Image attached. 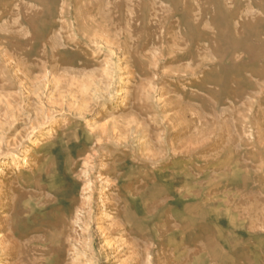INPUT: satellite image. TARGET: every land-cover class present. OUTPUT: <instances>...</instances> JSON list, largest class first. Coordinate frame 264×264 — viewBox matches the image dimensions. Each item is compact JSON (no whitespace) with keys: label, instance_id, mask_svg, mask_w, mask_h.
Instances as JSON below:
<instances>
[{"label":"rangeland","instance_id":"rangeland-1","mask_svg":"<svg viewBox=\"0 0 264 264\" xmlns=\"http://www.w3.org/2000/svg\"><path fill=\"white\" fill-rule=\"evenodd\" d=\"M0 264H264V0H0Z\"/></svg>","mask_w":264,"mask_h":264},{"label":"bare ground","instance_id":"bare-ground-1","mask_svg":"<svg viewBox=\"0 0 264 264\" xmlns=\"http://www.w3.org/2000/svg\"><path fill=\"white\" fill-rule=\"evenodd\" d=\"M114 44V43H113Z\"/></svg>","mask_w":264,"mask_h":264}]
</instances>
